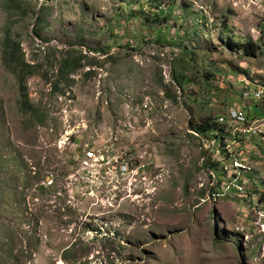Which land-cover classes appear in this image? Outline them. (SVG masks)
<instances>
[{
    "label": "rangeland",
    "instance_id": "obj_1",
    "mask_svg": "<svg viewBox=\"0 0 264 264\" xmlns=\"http://www.w3.org/2000/svg\"><path fill=\"white\" fill-rule=\"evenodd\" d=\"M263 45L264 0H0V264H264Z\"/></svg>",
    "mask_w": 264,
    "mask_h": 264
},
{
    "label": "trees",
    "instance_id": "obj_2",
    "mask_svg": "<svg viewBox=\"0 0 264 264\" xmlns=\"http://www.w3.org/2000/svg\"><path fill=\"white\" fill-rule=\"evenodd\" d=\"M158 19L157 16L155 17V19L152 20V22L154 23L155 20ZM163 20H166V17L163 19ZM164 22V21H163ZM9 41V40H8ZM17 49L19 50V46L17 47ZM262 50H264V45L262 47ZM78 52V51H76ZM105 53L109 54L110 51L106 50L104 51ZM82 57H78V58H74L72 61L74 63L73 65V68H77L80 66L79 64V60L81 59ZM65 67L66 68H69L68 64H65ZM73 69V70H74ZM73 70H70V71H73ZM176 80H177V76H173ZM185 79V78H183ZM186 81V80H185ZM253 102L254 104H257L258 102L256 101V99H253ZM214 119L213 118H209V119H205V120H202L200 121V124L198 126H194V125H191V127L193 128L194 132L197 133L198 135H200L202 138L204 137H207L208 133L212 130V128L214 127ZM215 136V139H219L220 142L222 143V140L223 138L222 137V134L221 132L219 131L218 133L214 134ZM205 139V138H204Z\"/></svg>",
    "mask_w": 264,
    "mask_h": 264
},
{
    "label": "built area",
    "instance_id": "obj_3",
    "mask_svg": "<svg viewBox=\"0 0 264 264\" xmlns=\"http://www.w3.org/2000/svg\"><path fill=\"white\" fill-rule=\"evenodd\" d=\"M234 114V116L236 117V116H238V115H240V114H237L236 112H233L231 115H233ZM239 118L243 121V119H242V116L240 115L239 116ZM222 119H220V121H221ZM224 128L226 129V130H230L231 132H232V130H235V131H248L247 129H246V126L244 125V124H240V123H237V121H235L234 123H232L231 125H227V126H224ZM233 133V132H232ZM234 134V133H233Z\"/></svg>",
    "mask_w": 264,
    "mask_h": 264
},
{
    "label": "bare ground",
    "instance_id": "obj_4",
    "mask_svg": "<svg viewBox=\"0 0 264 264\" xmlns=\"http://www.w3.org/2000/svg\"><path fill=\"white\" fill-rule=\"evenodd\" d=\"M258 86H264V85H258ZM258 86L253 87L254 91H255L256 88H258ZM255 92H256V95L255 94L254 95H255L256 101L264 102V93L263 92L259 93L257 91H255ZM263 129H264V125H263Z\"/></svg>",
    "mask_w": 264,
    "mask_h": 264
},
{
    "label": "water",
    "instance_id": "obj_5",
    "mask_svg": "<svg viewBox=\"0 0 264 264\" xmlns=\"http://www.w3.org/2000/svg\"><path fill=\"white\" fill-rule=\"evenodd\" d=\"M168 78L170 81H172L173 83H176L174 80H172V78L168 75Z\"/></svg>",
    "mask_w": 264,
    "mask_h": 264
}]
</instances>
